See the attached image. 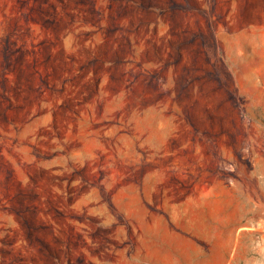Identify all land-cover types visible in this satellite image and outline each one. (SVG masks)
<instances>
[{"label": "rangeland", "instance_id": "rangeland-1", "mask_svg": "<svg viewBox=\"0 0 264 264\" xmlns=\"http://www.w3.org/2000/svg\"><path fill=\"white\" fill-rule=\"evenodd\" d=\"M0 264H264V0H0Z\"/></svg>", "mask_w": 264, "mask_h": 264}, {"label": "crops", "instance_id": "crops-1", "mask_svg": "<svg viewBox=\"0 0 264 264\" xmlns=\"http://www.w3.org/2000/svg\"><path fill=\"white\" fill-rule=\"evenodd\" d=\"M159 250H160L159 248H158V249H157V248H155L154 250H153V249H151V250H150V253H153V251H154L155 253H157Z\"/></svg>", "mask_w": 264, "mask_h": 264}]
</instances>
